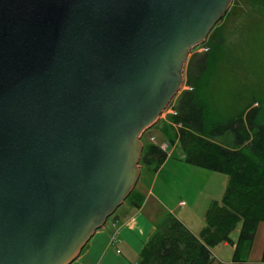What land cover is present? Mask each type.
Instances as JSON below:
<instances>
[{"label":"water","instance_id":"95a60500","mask_svg":"<svg viewBox=\"0 0 264 264\" xmlns=\"http://www.w3.org/2000/svg\"><path fill=\"white\" fill-rule=\"evenodd\" d=\"M231 1L0 0V264L74 260Z\"/></svg>","mask_w":264,"mask_h":264},{"label":"trees","instance_id":"16d2710c","mask_svg":"<svg viewBox=\"0 0 264 264\" xmlns=\"http://www.w3.org/2000/svg\"><path fill=\"white\" fill-rule=\"evenodd\" d=\"M240 2L242 0H233L232 6L236 8ZM203 47V54L188 60L184 73L188 90L176 98L173 115L168 117L179 128L169 138L162 136L168 146L177 144L184 164L223 176L225 187L220 199L207 206L197 236L166 215L143 246L137 264H213L210 249L223 244L233 248L230 264H242L236 258L238 253L252 242L257 224L264 223V94L261 85L251 86L245 74L247 82L241 87L240 80L232 74L230 82L224 81L219 90H214L215 82L210 85L212 77L208 70L219 64L222 68L226 66L225 61L220 62L224 57V39L209 37ZM245 49L246 45L238 53L242 54ZM257 49L256 54H260L261 49ZM242 59L233 57L239 65ZM219 76L217 74L216 78L220 79ZM164 131L168 128L164 127ZM165 158L166 154L157 145L147 143L139 164L155 172ZM133 191L124 202H130ZM130 205L138 208L133 202ZM235 230L236 238L230 243L229 236ZM258 264H264V245Z\"/></svg>","mask_w":264,"mask_h":264},{"label":"crops","instance_id":"0c3cea01","mask_svg":"<svg viewBox=\"0 0 264 264\" xmlns=\"http://www.w3.org/2000/svg\"><path fill=\"white\" fill-rule=\"evenodd\" d=\"M158 142L164 144L160 139ZM176 148L174 143L171 150ZM144 169L151 180L143 201L133 197L129 203H122L69 264H137L143 246L166 215L172 216L193 236L198 235L204 211L210 202L220 199L225 178L219 179L213 173H203L205 171L188 166L181 161L180 153L173 155V152L166 154L155 172ZM200 178L205 181L201 182ZM193 184H196L195 188ZM132 202L138 204V208L131 206ZM196 208L202 211L201 226L189 227L180 210L191 212Z\"/></svg>","mask_w":264,"mask_h":264},{"label":"rangeland","instance_id":"374dc122","mask_svg":"<svg viewBox=\"0 0 264 264\" xmlns=\"http://www.w3.org/2000/svg\"><path fill=\"white\" fill-rule=\"evenodd\" d=\"M232 2L233 0L229 5L228 10L225 12L223 17L219 20V22L213 27V29H211L205 40L200 45L191 49L190 52L188 53L183 67V72H182L183 80L181 87L178 93L176 94V96L168 103V105L165 107L162 113L158 116L156 121L140 135L139 142L142 145V149L147 143H151L158 146L159 145L158 139L162 140L163 143L167 145L166 140L165 138H163V136L165 135L166 137L169 138L171 135H173L176 132L177 128H175L174 124H172L168 120V117L173 115L174 112L173 107L176 98L179 96V94L182 91L188 90V87H186V85L184 84L185 68L187 66L189 58L193 56L197 57L198 55H201L205 52V48L203 47V44L206 42V40L209 37L212 38L222 37L225 43V47L223 49L224 57L221 59L220 62L225 61L226 66L222 68L219 64L217 67L209 68L208 70V74L212 77L210 85L215 82V86H213L214 90L216 91L219 90L221 85L224 83V81L230 82V77L232 74H234V78L240 80V83L242 85L241 87H243L244 82L245 83L247 82L245 79L247 75V80L249 84L251 86L255 84H260L261 93L264 94V0H252V1L242 0V2H240V5L236 8L232 6ZM231 6L232 8L230 9ZM244 45H246V49L242 51L243 54L242 57V54L238 53V51L242 49ZM255 49H257V51L261 49L260 54L259 53L256 54ZM235 56L243 58L242 62L240 63L241 67L239 65V62L233 60V57ZM217 74L220 75L219 76L220 79L216 78ZM245 87L248 88V85L246 84ZM164 127L168 128L167 132L164 131ZM172 152L173 155L179 154V150L177 148L171 150V146L167 145V148L165 149L164 153L170 154ZM137 167H138L139 175L137 182L133 188L134 191L132 190L133 194L131 196V199L133 197H138L140 198L139 200L142 199L141 201H143L145 193L147 191V188L151 180V176L146 172V169H144V167L140 166L139 161ZM203 173H207V172H203ZM217 175L218 174H215V176L218 177L219 179L220 177H223ZM200 180L201 182H204L205 178H200ZM195 186L196 184H193L194 188ZM208 191L214 192L212 189H209ZM200 198L201 196H199V201ZM182 210H180L182 215L181 217L183 220H187V225L189 227H195V225L201 226L200 223L201 212H202L201 209L199 211V209L196 208L191 212L186 210L182 211ZM178 215L180 216V214ZM108 220L109 218L107 219V221ZM236 234H237L236 230L230 234L229 236L230 243L234 242L236 238ZM225 245L226 246L224 247L219 245L217 247L210 249V254L214 258L213 264L231 263L233 248L232 246H230V244L229 245L225 244ZM263 245H264V223L261 222L257 224L254 230L252 242L248 245H244L236 258H238L240 262H243L242 264H258Z\"/></svg>","mask_w":264,"mask_h":264},{"label":"built area","instance_id":"2783aa9c","mask_svg":"<svg viewBox=\"0 0 264 264\" xmlns=\"http://www.w3.org/2000/svg\"><path fill=\"white\" fill-rule=\"evenodd\" d=\"M175 126V128H179V125H174ZM150 142H151V140H150ZM158 148H159V150H161V151H165V149H166V146L164 145V144H159L158 145Z\"/></svg>","mask_w":264,"mask_h":264}]
</instances>
